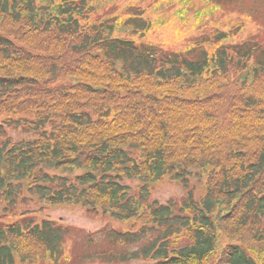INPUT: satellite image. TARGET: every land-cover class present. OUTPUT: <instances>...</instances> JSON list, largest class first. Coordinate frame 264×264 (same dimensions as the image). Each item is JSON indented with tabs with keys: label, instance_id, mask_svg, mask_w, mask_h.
<instances>
[{
	"label": "trees",
	"instance_id": "1",
	"mask_svg": "<svg viewBox=\"0 0 264 264\" xmlns=\"http://www.w3.org/2000/svg\"><path fill=\"white\" fill-rule=\"evenodd\" d=\"M91 1L0 0V130L22 136L0 135L3 212L28 195L38 216L70 205L136 226L81 264H210L221 237L215 264H264V0H207L248 29L214 28L176 50L130 39L142 31L145 41L151 26L132 13L138 0L116 16L117 5L101 16ZM192 171L206 174L197 203L143 202L154 184ZM12 216L0 224V264H74L71 227ZM117 242L146 243L114 253Z\"/></svg>",
	"mask_w": 264,
	"mask_h": 264
},
{
	"label": "rangeland",
	"instance_id": "2",
	"mask_svg": "<svg viewBox=\"0 0 264 264\" xmlns=\"http://www.w3.org/2000/svg\"><path fill=\"white\" fill-rule=\"evenodd\" d=\"M155 1V0H154ZM130 0H93L91 4L95 5L96 13L98 15L103 16L101 9L103 7L109 8V5H117L116 12L112 16H116L119 13H123L126 9L125 6L127 3H130ZM137 4L136 1L132 3V5ZM137 6H134L132 13H136V17L142 21H150L151 26L149 31L144 32L146 39L145 41L138 38V34L135 36H131L130 39H133L136 42L149 43L152 45H156L163 50H176L182 49L183 42L189 40V43L194 44L196 41H191V37H197V35L206 36L211 35L215 29H228L229 22H243L248 29L247 22L248 19L245 16H237L235 14L224 13L223 11L220 13L214 12L209 13L210 7L205 3V1L201 0H188L187 3H180V0L175 1L173 5L168 8L166 5L159 14H156V11H153V0H138ZM187 4V5H186ZM255 4V0L251 1L250 5ZM197 11L201 12V16L204 14V22L200 20V24L202 26L198 27L196 25V13ZM258 13L261 18L264 19V3L258 5ZM108 17V16H106ZM159 21H163L164 25H159ZM254 23V21H253ZM162 26V27H161ZM256 26L263 32L264 24ZM201 32V34L199 33ZM242 36H246V33L242 34ZM2 121V118H0ZM3 122H1L2 124ZM6 134V136L13 142L19 140L22 136L19 134V131H14L10 128L4 127V130H0V135ZM186 182L183 184H179L177 182H171L168 180H162L152 187L148 193L144 194L143 202L147 205L152 202H156L157 204H168V203H178L179 201H184L189 203L191 200V204L197 203V201L201 200L204 197L205 193V179L206 175L202 174L199 171H192L187 174ZM123 184H127L130 186V192L134 193V187L136 183L126 181ZM191 195V199L189 196ZM26 201L24 207H18L13 213L5 214L3 209L6 204H4L0 200V224L1 225H9L17 211L23 212V215H31L33 217H37L38 220L40 218L47 219L49 221H53L57 224H62L67 227H71V233H69V242L67 243V249L73 248L75 251L73 256L74 264H81L77 259L85 256L92 255L98 250H107L108 241L106 236H113V233H125V232H134L136 226L133 228V223L124 222L121 220H117L114 217L108 216H100V214L87 212L85 209L70 206V205H62L54 208L46 207L42 213L38 216L35 214L38 207L36 206V202L30 196H25ZM37 207V208H36ZM36 208V211H35ZM181 214L180 216H182ZM180 230L181 228H175V230ZM157 233L154 231H150L147 233V241H150V238L156 237ZM176 236V235H175ZM172 239L169 241L170 248L172 247ZM142 242V243H146ZM142 243L133 244L131 246L122 244L120 242L116 243L114 248V253H129L130 251H135L142 247ZM228 244L227 240L224 237L220 238L221 246ZM219 249L217 248V254L219 253ZM215 254L214 258L211 260L210 264H215L218 258V255ZM155 261L148 258H139L137 260H130L125 263L118 264H153ZM15 264H20L19 261H16ZM42 264V263H41ZM43 264H65L64 260L61 262H45Z\"/></svg>",
	"mask_w": 264,
	"mask_h": 264
}]
</instances>
